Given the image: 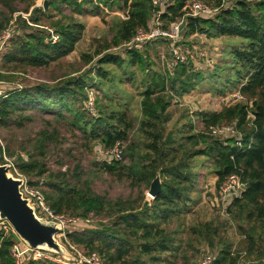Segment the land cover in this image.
Instances as JSON below:
<instances>
[{
	"label": "trees",
	"instance_id": "1",
	"mask_svg": "<svg viewBox=\"0 0 264 264\" xmlns=\"http://www.w3.org/2000/svg\"><path fill=\"white\" fill-rule=\"evenodd\" d=\"M186 1H169L162 15L164 28L182 15ZM13 2L0 0V6L7 10L0 13V33L16 11ZM23 2H26L24 12H28L35 0ZM213 2L212 7H219L215 15L187 18L179 41L195 33L208 38H241L244 41L241 46H235L229 52L233 66L239 63L240 67H245V75L240 77H245L246 81L240 87V93L246 100L219 111L196 112L195 116L202 125L199 131L193 132L191 123L183 126L186 130L177 128V131L166 134L165 129L171 118L168 109L173 96L189 93L202 78L201 72L191 71L190 61H177L172 69L157 71L149 68L151 64L147 62V56L137 48L125 50V58L106 52L130 41L138 29H147L153 13L149 0H48L45 10H31L29 19L34 25L20 19L25 31L11 39L10 46L1 56L0 81H5L14 77V70L46 68L74 51L82 37L84 24L72 16L67 20L53 18L50 10L60 11L62 6L72 8L77 14L99 15L100 10L107 11L116 4L125 15L116 21L115 32L110 39L97 41L94 52L82 56L85 65L99 56L94 68L77 75L69 73L53 84L39 83L10 90L0 96V128H22L32 121V112H39L51 115L57 122H67L71 133H79L76 144L83 151L91 152L97 145L108 149L116 142L126 143L121 160H96L90 163V170L96 169L129 181L132 189H137L135 198L129 195L110 200L93 191L87 180V170L79 162L71 171H51L46 163L48 148L54 146L61 150L59 147L63 144L58 140L60 132L57 126L46 127L30 139L27 159L19 157L16 164L18 172L30 185L37 186L42 181L46 202L54 213L83 219L91 214L108 219L97 228L66 232L73 244L83 247L87 253L97 252L100 264H150L163 261L159 258L162 254H169L173 261L181 259L182 264H189L185 254L179 256L183 247L175 240L177 231L169 224L173 217L185 212L184 206L190 200L187 192L195 186L192 168L195 166L193 159L197 156L211 158L217 189L228 175L240 176L244 188L231 200L226 213L240 222L239 231L244 236L246 256L255 255L258 264H264V0H234L225 8L220 6L221 0ZM85 4L90 6L84 8ZM40 26L53 29L57 40L52 43L48 39V30ZM105 64L118 67L137 65L146 74L138 103L141 118L136 138H130L136 121L130 116L128 103L115 101L116 105H111L113 99L102 87L104 80L114 82L109 70L103 66ZM125 67L122 68L125 70ZM92 72L97 77L96 81L89 76ZM236 73L239 76L241 72L236 69ZM131 78L125 79L129 81ZM86 87L96 88L101 94L94 96L95 115L86 106ZM46 122L50 125L49 120ZM223 124L233 125L241 133V148L233 144V139L224 143L206 133L210 126ZM180 132L182 134L176 138L175 134ZM66 156H71V150L61 159ZM58 164L63 165L61 161ZM158 173L162 180L161 191L148 203L144 191ZM192 233L205 238L210 247L215 246L214 237L221 244L211 264L238 263L241 253L231 250L232 244L219 233L217 226L212 228L211 223L206 222L193 228ZM12 243L13 235L0 232V264H15L10 254ZM24 264L58 263L28 259Z\"/></svg>",
	"mask_w": 264,
	"mask_h": 264
},
{
	"label": "rangeland",
	"instance_id": "2",
	"mask_svg": "<svg viewBox=\"0 0 264 264\" xmlns=\"http://www.w3.org/2000/svg\"><path fill=\"white\" fill-rule=\"evenodd\" d=\"M189 1L190 0H187L186 2ZM200 1L214 5L213 0ZM37 2L42 5L40 7L36 6L35 4ZM43 2L44 0H35L28 12H24L26 2H23V0H14L13 5L16 11L11 15L10 21H13L12 25L9 26L12 28L11 30L15 29V32L18 33L25 31L20 19H24L28 25H34L29 19L31 10L33 8L43 9ZM89 6L90 4L83 5L84 8ZM107 9V11L104 9L100 10L99 15L77 14L72 8L66 6H62L60 11L50 10L51 13L54 14L53 18L55 19L62 18L67 20L68 17L72 16L84 24L82 37L77 42L75 50L64 58L51 63L46 68L24 67L20 70H14V72H12V76L14 77L10 80L0 81V96L7 91L19 90L18 88L34 86L39 83L53 84L65 78L69 73L77 75L90 68H94L97 65L99 56L95 57L88 65L84 64L82 56L94 52L97 41L102 42L105 39H110L115 32L116 21L121 18V13H118L121 11L119 5L115 4L112 9ZM6 12L7 10L0 6V13ZM40 27H44L47 30L51 29L46 26ZM242 42L244 41L237 36L208 38L201 33H197L192 34L183 41L175 42L176 45L174 44L173 47L171 46L172 42L165 39H157L152 42L145 41L137 46V48L147 56V62L151 64L149 68L157 71H162L164 69L170 70L172 69L171 67L175 65L176 57L183 56L184 59L186 58V60L191 62V71L201 72L202 75L201 80H198L195 88L189 93L180 97L173 96L171 106L168 109L171 118L166 123V134L170 131H177V128L186 130V127L183 126L189 123H191L194 128L193 132L199 131L202 129V125L200 119L195 116L196 112L219 111L223 107L235 102H245L246 98L240 93V87L245 84L246 81L245 77H240L241 75H245V67H240L239 63L233 66V57L229 52L235 46H241ZM9 46L10 43L5 49V52ZM106 52L120 56L121 58L126 57L125 47L118 46L110 48ZM103 66L109 70V76L114 82L110 83L104 80L102 87L113 99L111 105L115 106L117 102L128 103V107L131 110L130 116L133 119L135 118L136 121L135 128L132 130L130 138H136L135 135L138 134V120L141 118L138 103L141 92L144 89L143 81L146 74L140 67H137V65L130 67L122 65L123 68L125 67V70L122 67H118L116 64H105ZM236 69H239L241 72L239 76L236 73ZM131 72H133V74H131ZM89 76L93 78V81H96L97 77L93 72L90 73ZM129 76H132V78L127 81L125 78ZM85 89L88 95L90 91H93L95 95H101L96 88L86 87ZM102 101L104 102V99H102ZM32 114V121L26 123L22 128H0V156L3 164L11 163L17 169L16 164L19 157L25 160L27 159L26 150L31 149L29 140L34 139L42 129L46 127L51 128L52 126L55 128V126H57L56 129L60 132L58 140L62 141L61 143L63 144L59 147L61 150L54 148V146L48 148L46 163L51 171L55 172L59 169L71 171L79 162L81 167L87 170V180L91 184L93 191L105 195L110 200L118 197L127 198L129 195H132L134 198L137 196V189H132L129 181L117 179L115 176L96 171V169L90 170V163L96 161L95 151H83L77 146V136L79 137V133L76 131L71 133V128L67 122H57L49 114L39 112H32ZM250 117H252V113H250ZM47 120H49L50 125L47 124ZM181 134L182 132L175 134L176 138H178L177 135ZM232 136L234 135L228 134L224 136V134H222L214 138L226 143V140H229ZM200 146L201 145H197V147ZM125 147L126 143H124V149ZM68 150H71V156L62 157L61 159V156L66 154ZM178 155L180 156V153ZM59 161L63 163L62 166L58 164ZM193 163L195 166L192 168V175L195 186L192 191L187 192L190 200L187 202V205L184 206L185 212L177 217H173L169 224L171 229L177 231V233H175V240L183 247L179 256L181 257L182 254H185L189 260V264H199L204 257L211 256L214 258L217 255V249L221 244L216 242V237L213 238L215 246L210 247L208 242L205 241V238H201L197 234L192 233L193 228H197L201 224L208 222L211 223L212 228L217 226L219 233L222 235L224 234V237L232 244L231 250L233 252L238 250V252L241 253V257L237 264H258L259 260L255 255L246 256L244 236L239 231L240 222L226 213V208L222 204L221 196L218 193V189L215 187L217 177L214 172L215 167L211 158L197 156L193 159ZM11 171L12 169L9 170L10 174H12ZM157 175H159V173ZM160 182H162L161 177ZM148 189H145L144 194L145 200L150 203L152 199L148 194ZM181 204L183 203L181 202ZM63 216L65 218V226L64 229L56 235V239L62 246L66 255L62 256L58 253L56 254L60 262L77 264L79 263L78 254L86 255L87 250L73 244L67 238L66 232L97 228L101 223L107 222L108 219L106 217L91 214L86 219L69 214H63ZM159 258L164 260L150 264H182L181 259L175 261L171 260L169 254L159 255ZM171 261L174 263H168ZM60 262L58 264H63Z\"/></svg>",
	"mask_w": 264,
	"mask_h": 264
},
{
	"label": "built area",
	"instance_id": "3",
	"mask_svg": "<svg viewBox=\"0 0 264 264\" xmlns=\"http://www.w3.org/2000/svg\"><path fill=\"white\" fill-rule=\"evenodd\" d=\"M153 13L149 20L147 29H138L135 35L130 39V41L121 45V47H125L126 49H134L140 45L142 42L153 41L157 39H165L172 42L171 46L173 47L175 42L179 41L182 36V28L186 25L187 18H209L213 17L215 13L218 11L219 7H212L210 4L206 2H201L200 0H190L186 2V4L182 8V15L176 18L174 21L170 22L167 28L163 27L162 15L166 7L169 4L170 0H149ZM234 0H221V7H229ZM251 1V0H250ZM253 1V0H252ZM40 7L42 4L38 2L35 4ZM30 12V11H29ZM13 21L11 20L9 25L0 33V57L3 56L5 49L9 45L11 39L18 34L14 30H11V26ZM49 40L53 43L57 40L58 36L54 32L53 29H48ZM197 34V33H195ZM138 49V48H137ZM172 52V51H171ZM173 53V52H172ZM175 57V56H174ZM186 58L182 56H177L176 61L185 62ZM171 65V64H170ZM174 65V64H173ZM21 89V88H18ZM94 96L93 91L89 92L87 99V107L89 112L92 115L96 114L94 107ZM238 98V95H237ZM208 135L217 137L224 134V136L228 134H232L229 139H233V144L239 148L242 147V135L241 133L234 128L233 125L223 124L219 126H210L206 132ZM95 151L96 160L110 162L112 160H121L124 153V143L116 142L112 147L108 149H103L101 146L97 145L93 148ZM1 157V156H0ZM9 170L12 169L11 173L14 177L20 178L23 180L20 191L24 198L29 200V204L33 206L34 211L38 217H42L46 220H51L57 222L61 225L62 230L65 226V218L63 214H56L47 204L45 195L43 192L42 181L39 182V185L32 186L28 183L26 177L18 172V170L13 166V164L9 163ZM241 180L238 174H230L228 175L222 184L218 188V193L221 196L222 204L225 208L229 205L231 200L240 194L241 188ZM149 194V193H148ZM150 195V194H149ZM152 195H150V198ZM0 232L2 235H13V243L10 247V254L14 260L15 264H24L28 259L33 261H48L59 263L58 256L55 252L49 251L42 248H31L28 247L15 233L13 227L7 220L0 221ZM79 263L84 264H100L101 258L97 252H90L86 255L78 254ZM213 257L206 256L199 264H211ZM60 263L66 264L63 261Z\"/></svg>",
	"mask_w": 264,
	"mask_h": 264
},
{
	"label": "water",
	"instance_id": "4",
	"mask_svg": "<svg viewBox=\"0 0 264 264\" xmlns=\"http://www.w3.org/2000/svg\"><path fill=\"white\" fill-rule=\"evenodd\" d=\"M48 5L44 0L43 9ZM23 180L9 173V165L0 163V221L7 220L19 238L31 248H42L65 256L56 239L62 230L59 223L38 217L29 200L22 196L20 186ZM244 188V184H241ZM161 191L159 175L151 181L148 193L152 196Z\"/></svg>",
	"mask_w": 264,
	"mask_h": 264
},
{
	"label": "crops",
	"instance_id": "5",
	"mask_svg": "<svg viewBox=\"0 0 264 264\" xmlns=\"http://www.w3.org/2000/svg\"><path fill=\"white\" fill-rule=\"evenodd\" d=\"M114 11H117V10H114ZM118 13H121V18H120V19H123V18L125 17V15L123 14V12L120 11V12H118ZM153 41H154V40H153ZM151 42H152V41H151ZM153 198H154V196L151 197V199H153Z\"/></svg>",
	"mask_w": 264,
	"mask_h": 264
}]
</instances>
